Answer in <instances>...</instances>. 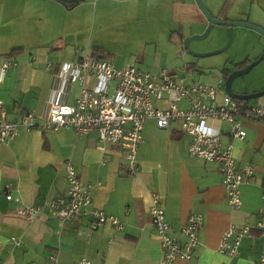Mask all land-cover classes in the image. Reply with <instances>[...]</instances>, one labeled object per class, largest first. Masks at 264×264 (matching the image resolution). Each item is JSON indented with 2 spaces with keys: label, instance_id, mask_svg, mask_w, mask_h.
Listing matches in <instances>:
<instances>
[{
  "label": "crops",
  "instance_id": "obj_1",
  "mask_svg": "<svg viewBox=\"0 0 264 264\" xmlns=\"http://www.w3.org/2000/svg\"><path fill=\"white\" fill-rule=\"evenodd\" d=\"M70 1L0 0V30L8 38H0V63H16L0 77V99L8 119H18L25 110L42 116L57 86L60 65L76 61L83 52L63 46L64 36L77 35L72 13L87 2L69 7ZM178 6L180 11H190L192 0H180ZM170 13L173 18L178 14L176 9ZM34 23L36 27L43 23V44L22 42ZM14 48L20 50L11 52ZM86 50L94 56L92 49ZM247 57L252 59L248 55L237 62ZM220 84L218 101L225 92ZM262 88L264 79L260 78L233 89L252 92ZM78 91V84L70 83L64 101L73 103ZM259 103H264V96L245 105ZM211 124L223 132L225 142L230 140L226 123ZM240 124L246 135L243 140H233V156L238 167L253 165L254 177L240 186L238 208L227 202L218 165L189 155L188 136L175 127L159 128L154 119H148L143 127L135 172L128 170L125 153L117 145H107L108 159L101 164L103 151L97 147L96 131L77 137L70 127L21 130L14 139L0 144V264H48L50 253L59 264H77L82 258L91 264H159L162 248L149 216L152 192L159 196L169 234L182 242L186 237L180 230L188 215L200 213L203 217L192 256L171 264H254L262 245L257 230L242 237L236 255L218 250L227 229L252 226L257 211L264 214V121L241 118ZM67 160L74 165L80 183L90 186L92 205L117 216L123 224L120 230L108 223L91 230L87 217L63 220L43 211L28 221L17 214L23 207L65 195L63 166Z\"/></svg>",
  "mask_w": 264,
  "mask_h": 264
},
{
  "label": "built area",
  "instance_id": "obj_2",
  "mask_svg": "<svg viewBox=\"0 0 264 264\" xmlns=\"http://www.w3.org/2000/svg\"><path fill=\"white\" fill-rule=\"evenodd\" d=\"M16 63L5 60L0 63V77ZM47 64L46 68H49ZM93 79L92 85L89 80ZM57 86L52 90L44 114L37 117L25 110L18 119L7 118V110L0 99V144L14 139L21 130H52L70 127L77 137L96 131L97 147L103 151L101 164L108 159L107 145H117L125 153L130 172L137 169L136 152L142 142L143 127L148 119H154L159 128L175 127L188 136V153L205 161L215 162L221 173L227 202L233 208L241 205L240 186L250 183L254 177L251 164L238 167L233 156V140H243L245 131L241 118L264 121V103L241 104L227 93L221 92L220 82L206 84L198 80L186 81L165 69L144 70L132 64L116 68L110 59L96 58L85 49L76 61L64 62L56 73ZM77 83L79 91L73 103L64 101L67 87ZM39 118V119H38ZM211 122L228 125L230 140H223V132ZM65 195L48 200L41 205L28 206L16 212L32 221L45 211L63 220L87 217L89 227L95 230L108 223L120 230L122 221L92 205L90 186L83 185L70 160L64 163ZM264 199V181L261 183ZM7 199L10 195L5 196ZM254 225L230 227L221 236L218 250L228 256L238 253L243 236L257 230L262 238L261 251L254 264H264V214L257 211ZM150 222L162 248L159 264H171L176 259H189L199 242L203 225L200 213L188 215L180 232L185 242L169 234V222L159 203V196L151 193ZM48 264H59L56 255L50 253ZM77 264H91L82 258Z\"/></svg>",
  "mask_w": 264,
  "mask_h": 264
},
{
  "label": "rangeland",
  "instance_id": "obj_3",
  "mask_svg": "<svg viewBox=\"0 0 264 264\" xmlns=\"http://www.w3.org/2000/svg\"><path fill=\"white\" fill-rule=\"evenodd\" d=\"M85 1L86 4H81L72 13L77 35L64 36L63 46L71 51H83L92 49L94 45H102L106 58L116 68L129 63L144 70L165 69L175 73L177 78L185 77L186 81L198 80L214 85L220 81L223 89L224 76L221 71L224 68L233 69V64L244 56L255 58L264 48L260 47L261 35L242 26L234 27L231 44L218 54L194 57L175 45L174 34L177 31L192 35L202 33L207 26V20L195 0H192L190 11L179 10L180 0ZM200 2L210 13L217 12L222 6V0ZM172 9L178 13L176 18L170 13ZM226 16L264 28V0H235ZM35 24L31 27V34L22 37V42L28 45L43 44V23L38 27ZM3 32L1 29L0 38ZM227 35L226 27L215 24L204 39L192 41L189 48L197 52L218 49L226 42ZM189 65H193V68L187 70ZM260 78L264 79V59L246 74L235 78L232 87L239 88ZM257 99L240 103L248 104Z\"/></svg>",
  "mask_w": 264,
  "mask_h": 264
},
{
  "label": "water",
  "instance_id": "obj_4",
  "mask_svg": "<svg viewBox=\"0 0 264 264\" xmlns=\"http://www.w3.org/2000/svg\"><path fill=\"white\" fill-rule=\"evenodd\" d=\"M195 2L197 4L198 8L200 9V11L203 13V15L206 18L208 23H207L205 30L202 33L192 34L185 39V47H183V48L187 49L188 54H190L194 57H206V56H210V55H214V54H218L220 52H223L231 44V42L233 40V28L235 26H242V27L250 28V29L258 32L264 38V28L263 27L255 25L253 23H249V22H245V21H239V20L221 21L220 19L213 17L211 15V13L205 7H203L200 0H195ZM215 24H219V25H222L224 27H228L227 40L223 46L219 47L218 49H215L212 51H207V52H197V51H194V50L186 47L192 41L204 39L208 35L211 28ZM246 59H248V57L245 58L243 61H245ZM263 59H264V48L258 56H256L255 58H253L251 60L248 59L249 62L244 67L235 68V64L239 63V62H237V63L233 64V69L224 68V69H227L229 71L227 76L224 78L223 87H224L225 93L230 95L233 99H236L239 101H247L250 99H256V98L263 97L264 96V88L259 89L257 91H252V92H240V91L234 90L232 87V83H233V80L235 78H237L238 76H242V75L246 74L247 72H249L255 65H257ZM243 61H241V62H243ZM246 85L247 84L245 83L243 86H246ZM243 86H241V87H243Z\"/></svg>",
  "mask_w": 264,
  "mask_h": 264
},
{
  "label": "trees",
  "instance_id": "obj_5",
  "mask_svg": "<svg viewBox=\"0 0 264 264\" xmlns=\"http://www.w3.org/2000/svg\"><path fill=\"white\" fill-rule=\"evenodd\" d=\"M63 1H65V0H63ZM81 1H83V0H72V1H70L69 7H73ZM234 1L235 0H223L222 6H221L222 10L225 12L227 9H229V7L233 4ZM18 50H20V48H14V49H12L11 52H15ZM92 54L97 58H106V55H107L105 50L102 48V46H93L92 47ZM248 62H249L248 59H246L243 62H239V63L235 64V68L244 67ZM191 68H193V65H189L187 67V70L191 69ZM222 73H223V76L225 78L227 76V74L229 73V71L227 69H223Z\"/></svg>",
  "mask_w": 264,
  "mask_h": 264
},
{
  "label": "flooded vegetation",
  "instance_id": "obj_6",
  "mask_svg": "<svg viewBox=\"0 0 264 264\" xmlns=\"http://www.w3.org/2000/svg\"><path fill=\"white\" fill-rule=\"evenodd\" d=\"M232 6V5H231ZM230 6V7H231ZM229 7V9H230ZM227 9L225 12L222 10V8H220L217 12L215 13H211V15L217 19H220L221 21H235L234 18H229L228 16H226V13L228 12ZM208 23V22H207ZM228 30V27H226ZM234 29V28H233ZM191 34V33H190ZM190 34H183L182 31H177L176 34H174V44L178 45L179 47H185V39L190 36ZM191 42L186 46V47H191ZM253 47V46H252ZM260 47H264V38L261 35V42H260ZM185 51H187V49H185Z\"/></svg>",
  "mask_w": 264,
  "mask_h": 264
}]
</instances>
